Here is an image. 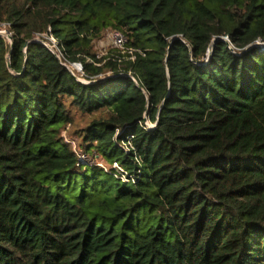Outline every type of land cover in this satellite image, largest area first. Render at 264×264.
<instances>
[{"label": "trees", "instance_id": "trees-1", "mask_svg": "<svg viewBox=\"0 0 264 264\" xmlns=\"http://www.w3.org/2000/svg\"><path fill=\"white\" fill-rule=\"evenodd\" d=\"M2 27L0 264H264V0H0Z\"/></svg>", "mask_w": 264, "mask_h": 264}, {"label": "built area", "instance_id": "built-area-1", "mask_svg": "<svg viewBox=\"0 0 264 264\" xmlns=\"http://www.w3.org/2000/svg\"><path fill=\"white\" fill-rule=\"evenodd\" d=\"M225 39L228 40L227 37H225ZM34 41H39L43 45H45L52 53H54L57 56V58L62 62L63 65L67 66L70 69L71 72H73V70L81 72V63L76 62V63H71L70 65L67 64L66 60L63 58V53L61 51V47L58 40L55 37H53L51 34L48 33L36 34V36L34 37ZM109 41L112 47L121 49L120 51L122 53L127 52L131 54L133 52V49H131L127 45V36L123 31L111 30L109 35ZM254 45H256V47H259L260 49H264V40L258 39L256 40ZM78 79L80 78L78 77ZM144 123L147 127L154 126V124L150 123L148 120H145ZM62 136L66 139V135L64 131H62ZM80 159L82 162L89 161L87 156L83 154L80 155ZM114 166L118 167L116 163H114Z\"/></svg>", "mask_w": 264, "mask_h": 264}, {"label": "rangeland", "instance_id": "rangeland-1", "mask_svg": "<svg viewBox=\"0 0 264 264\" xmlns=\"http://www.w3.org/2000/svg\"><path fill=\"white\" fill-rule=\"evenodd\" d=\"M0 35L2 37H4L6 41L10 39V33L7 31V29H5L3 27L0 30ZM109 35H110V30H106L104 35L99 40H96L94 43V51L97 52V54L99 56L106 54L107 51H109L112 47L110 44V41H109ZM117 50L120 51L121 49L117 48ZM78 77L80 79L84 80V78H82V76H78ZM90 119L91 118L89 116L81 115L79 112H77L75 110L73 123L68 126V129L63 130L65 132L66 138L72 140L73 143L76 145L79 141V137L75 131L84 127L85 124ZM76 148H78V147L76 146Z\"/></svg>", "mask_w": 264, "mask_h": 264}, {"label": "water", "instance_id": "water-1", "mask_svg": "<svg viewBox=\"0 0 264 264\" xmlns=\"http://www.w3.org/2000/svg\"><path fill=\"white\" fill-rule=\"evenodd\" d=\"M254 46H256V45H253L252 47H254ZM94 82V81H93Z\"/></svg>", "mask_w": 264, "mask_h": 264}]
</instances>
